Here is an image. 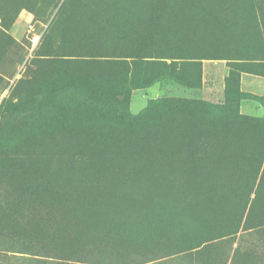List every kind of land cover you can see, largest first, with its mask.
<instances>
[{"label":"rangeland","instance_id":"1","mask_svg":"<svg viewBox=\"0 0 264 264\" xmlns=\"http://www.w3.org/2000/svg\"><path fill=\"white\" fill-rule=\"evenodd\" d=\"M34 260L264 264V0H0V264Z\"/></svg>","mask_w":264,"mask_h":264},{"label":"trees","instance_id":"2","mask_svg":"<svg viewBox=\"0 0 264 264\" xmlns=\"http://www.w3.org/2000/svg\"><path fill=\"white\" fill-rule=\"evenodd\" d=\"M1 21H2V19H1ZM12 23H13V21H12ZM132 57L135 59V61H138L139 59H142V58H153L154 56L152 55V52L151 53H149V52H143L141 54L140 53L134 54V55H132ZM179 58H187V59H204V58H208V59H212L214 57H202V56H200V57H193V55H192V56L179 57ZM9 251H13V250H9ZM13 252L28 254V255H31L33 257H35V256H43L42 254H39V252H35L33 249H30V248L29 249H26V251H13ZM35 261H37L36 262L37 264L43 262V261H40V260H34V262ZM142 263L143 262H138V263H134V264H142Z\"/></svg>","mask_w":264,"mask_h":264},{"label":"crops","instance_id":"3","mask_svg":"<svg viewBox=\"0 0 264 264\" xmlns=\"http://www.w3.org/2000/svg\"><path fill=\"white\" fill-rule=\"evenodd\" d=\"M28 19H29V16L27 12L20 13L17 19L15 20V22L13 23V25L11 26V31H14L20 26H24V24L28 21ZM19 20H20L19 24L15 25L16 21H19Z\"/></svg>","mask_w":264,"mask_h":264}]
</instances>
